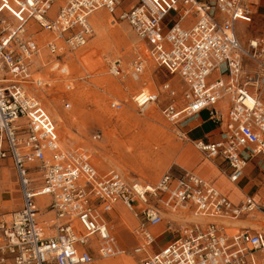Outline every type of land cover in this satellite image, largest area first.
Instances as JSON below:
<instances>
[{
  "label": "built area",
  "instance_id": "obj_1",
  "mask_svg": "<svg viewBox=\"0 0 264 264\" xmlns=\"http://www.w3.org/2000/svg\"><path fill=\"white\" fill-rule=\"evenodd\" d=\"M127 1L0 0V161L13 163L22 194L20 208L0 221V264H93L129 254L139 257L137 264H264V227L235 223L264 217V204L252 195L237 203L188 170L168 171L155 183L101 172L87 152L61 147L54 119L27 93L25 82L44 83L32 77L33 58L44 41L40 34H50L52 70L69 76L60 59L87 44L94 32L91 16L104 9L127 22L148 46L150 58L185 83L187 104L180 109L169 104L168 118L177 121L206 110L210 120L224 125L218 138L194 143L208 159L222 161L223 174L238 183L248 163L264 156V100L249 84L264 75L245 73L248 61L264 68V40L251 39L246 48L238 35V27L257 13L253 3ZM144 58L138 56L135 73L143 71ZM115 65L113 73L120 75V61ZM163 90L176 95L170 84ZM159 95L141 92L135 101L143 108ZM223 101L226 115L219 108ZM118 203L138 221L139 242L130 250L112 229L121 221L113 214ZM186 214L205 220L181 222ZM166 233L174 238L156 250L158 237Z\"/></svg>",
  "mask_w": 264,
  "mask_h": 264
},
{
  "label": "rangeland",
  "instance_id": "obj_2",
  "mask_svg": "<svg viewBox=\"0 0 264 264\" xmlns=\"http://www.w3.org/2000/svg\"><path fill=\"white\" fill-rule=\"evenodd\" d=\"M12 4L13 2H9L8 5L11 7ZM254 9L256 10L255 6ZM54 12L55 9L51 14ZM98 16H104L105 26L101 22L95 25L93 20L94 32L88 44L77 51L67 52L60 59L68 69L69 76L52 70L56 57L50 55L47 48L50 37L46 39L45 32L40 34L44 41L39 57L33 58L32 77H41L44 83L27 84V93L35 96L54 119L61 147L67 151L87 152L101 172L115 170L129 180L144 183H155L168 171L188 170L198 173L208 159L194 141L185 135L184 127L190 118L182 115L177 121H173L164 113V109L172 103L179 109L186 106V85L182 78L178 74H171L153 59L148 64L152 67L154 63V70L149 72L145 63L139 74L142 77L140 81H135V77H128L125 70L135 71L134 63L139 55L150 56L148 49L144 47L146 43L140 39L134 40L137 35L120 18L114 16L115 21L112 20V16L105 10H100L95 18ZM132 32L134 36L130 34ZM238 35L246 48L251 39L260 37L264 40V15L256 13L251 22L240 25ZM117 60H121L120 75L112 71L114 61ZM253 66V62L248 61L245 68L250 70ZM254 70L248 74L253 76ZM67 77L72 79L67 80ZM165 84H170V90L176 91V95L164 91ZM141 92H156L160 94L159 99L148 107L141 108L135 101V97ZM113 102H120L121 107H112ZM66 103L70 107H66ZM152 109L154 111L150 113ZM208 116L207 111L197 114L193 118L197 121L193 124L204 121ZM204 131L214 133L209 125L204 127ZM249 163L250 167L255 166L256 171L261 173V181L258 183L261 197L256 198L264 203V156ZM223 166L219 167L221 173L218 167L212 168L218 174V179L223 174ZM257 172H252L251 177H255ZM223 176L226 177L224 174ZM241 186L247 187V181ZM39 200L45 203L46 198L40 197ZM21 203L22 194L16 169L10 160H1L0 221L9 220ZM120 212L128 218L132 217L127 210L121 209ZM120 212L114 215L120 217ZM262 219L259 225L264 227V217ZM129 225L133 227L132 222ZM135 228L136 225L134 230ZM112 229L117 236L120 233L125 248L130 250L138 243V237L130 233L128 224L123 220L116 222ZM163 238L170 237L167 234ZM119 241L121 242L120 238ZM138 260V256L129 254L95 261L93 264H137Z\"/></svg>",
  "mask_w": 264,
  "mask_h": 264
},
{
  "label": "crops",
  "instance_id": "obj_3",
  "mask_svg": "<svg viewBox=\"0 0 264 264\" xmlns=\"http://www.w3.org/2000/svg\"><path fill=\"white\" fill-rule=\"evenodd\" d=\"M251 1H252V3L253 2L255 3V4L254 3L253 4L256 8V12L261 14V15H264V6L262 5V4H264V0H251ZM97 13L93 14V16L91 17L92 24H93L94 17L96 16ZM93 27H94V25H93ZM37 56L39 57V54ZM154 68H155L154 64L152 65V67L148 64L147 69L149 70V72H152V70H154ZM135 79H136V77H135ZM219 108L222 110V112L225 115L227 114V106H226L225 101H223L220 104ZM153 111H154V109H152L150 111V113H152ZM202 112H206V110H203L200 113H202ZM194 117H190V119L186 122L185 127H184L185 135H187L188 139H190L191 141H194L197 139L213 140V139H216L219 137V132L224 127V125H221V126L216 125L212 120H210L209 116L204 121L193 124L195 121H197L196 118L193 120ZM207 125H209L210 129H212L214 131L213 134H210V132L204 131V127ZM250 164L251 163H249V165H247V167H246L244 177L238 183H233V184L230 183L231 181L229 182L228 181L229 179L226 178L225 176H223V174H222L221 178L218 179V177H217L218 174L214 173V170L212 168H216V167H218V170L220 169L219 171L221 173V168H219V167H220V165H222V161H220V160L208 159V161L204 162L202 167H200L201 169L198 170L197 174L206 178L210 182L214 183L223 193L228 195L235 202L239 203L240 201H242L245 198L246 195H252L255 199H257L256 198L257 196L261 197V195H260L261 189H260V186L258 184L259 181H261V177H260L261 173L256 171L255 166L250 167ZM252 172H257V175L255 177H251ZM213 178H215V179H213ZM245 181H247L248 186L247 187L241 186V184ZM260 203H262V202H260ZM122 209H124V208H122ZM124 210H126V209H124ZM120 218L126 224H128L129 228H131V226L129 225V222H132V223L134 222L133 217L129 216V218H128V216H126V214H123L122 212H120ZM194 218H195L194 220H197V221L205 220L202 218H199V220L196 217H194ZM262 221H263V219L258 220V219H253V218H246L244 220L236 221L235 223L242 226V227H248V228L256 229V228L262 227L259 225V224H261ZM137 223H138V221H137ZM137 223H136V226H137ZM251 223L255 226L251 225ZM163 228L164 227L160 226L156 230L160 231ZM117 234H118V236L121 240V244H122V242H123L122 237H121L120 233H117ZM167 234L168 233H166L165 235H167ZM168 235L170 237L169 239H167V238L164 239L163 238L164 235L158 237L157 242L154 246V248L156 250H158L160 247H162L163 245H165L166 243H168L170 240H172L174 238L173 235H170V234H168ZM106 259H108V258H106ZM106 259H102V260H106ZM102 260H98V261H102Z\"/></svg>",
  "mask_w": 264,
  "mask_h": 264
},
{
  "label": "bare ground",
  "instance_id": "obj_4",
  "mask_svg": "<svg viewBox=\"0 0 264 264\" xmlns=\"http://www.w3.org/2000/svg\"><path fill=\"white\" fill-rule=\"evenodd\" d=\"M100 10H104V9H99V10H97V11H100ZM96 11V12H97ZM106 11V10H105ZM107 12V11H106ZM108 14H110L109 12H107ZM94 14V13H93ZM111 15V14H110ZM112 16V18H113V20L115 21V18H114V16L113 15H111ZM94 23H95V25H99L100 24V22H101V24H103V26H105V18H104V16H98V17H94ZM92 23V22H91ZM93 25V24H92ZM94 28V27H93ZM127 29V28H126ZM129 29V28H128ZM127 29V30H128ZM130 34H132V36H134V34H133V32L132 33H130ZM44 37L47 39L48 37H50V34L49 33H46V35H44ZM91 39V38H90ZM89 39V40H90ZM135 39H139L138 38V36H134V40ZM89 40H88V42H89ZM253 41V40H252ZM88 42H87V44H88ZM144 47H146L147 49H148V46L146 45H144ZM41 50V49H40ZM246 50V49H245ZM143 51V50H142ZM149 52V51H148ZM39 53H40V51H39ZM38 53V54H39ZM37 54V55H38ZM145 56V55H144ZM145 63H146V67L148 68V62L151 60V58H150V56H148V57H146L145 56ZM117 61H121V60H117ZM117 61H114V66H116L115 65V62H117ZM151 61H153V60H151ZM153 63V62H152ZM154 64V63H153ZM155 65V64H154ZM254 67V68H253ZM253 67H251L250 68V70H248V69H246L245 68V73H249L250 71H253L254 69V71H257V73H259L260 75L262 74V75H264V68L262 67L261 68V66H259L258 65V67H259V69H258V67L256 68L255 67V63H254V66ZM112 71H115V68H113L112 69ZM125 73L128 75V77H136V79H135V81H140L141 80V78L142 77H140V75L139 74H137V73H135V72H133V71H131V70H125ZM31 82H25V85L27 86V84H30ZM249 84H251L252 86H254V93H255V95H257L258 97H260V98H264V76L261 78V77H259V76H256V78H251V80H250V82H249ZM262 92H263V94H262ZM263 95V96H262ZM150 105V103H148V104H146L145 106H144V108L145 107H148ZM23 118H21L20 120H22ZM248 165H249V163H248ZM227 178V177H226ZM229 181V180H228ZM230 182V181H229ZM230 183H232V182H230ZM233 184V183H232ZM45 197V196H44ZM46 199H47V197H45ZM46 202V201H45ZM115 207L117 208V212H114L113 214H115V213H119L120 212V210L122 209V208H124L120 203H118V204H116L115 205ZM125 209V208H124ZM127 210V209H126ZM127 211H129V210H127ZM130 212V211H129ZM131 213V212H130ZM132 215V214H131ZM132 217H133V219H134V222H133V227L132 228H130V233L132 234V235H134L135 236V232H134V225H136V223H137V220H136V218L132 215ZM188 217H193L191 214H186L185 215V217L181 220V222L182 221H188V220H191V219H188ZM194 218V217H193ZM198 220H199V218H197ZM202 219H204V218H202ZM124 222V221H123ZM125 223V222H124ZM182 224V223H181ZM138 242H139V240H138ZM98 260H100V258L99 259H97L96 261H98ZM102 260V259H101ZM106 264H112V262L111 263H109V262H107Z\"/></svg>",
  "mask_w": 264,
  "mask_h": 264
}]
</instances>
